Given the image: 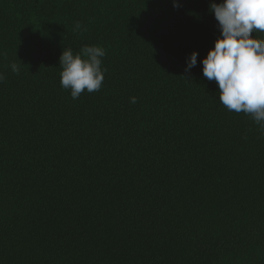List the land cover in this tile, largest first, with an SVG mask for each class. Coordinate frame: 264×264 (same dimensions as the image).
<instances>
[{"label": "trees", "instance_id": "obj_1", "mask_svg": "<svg viewBox=\"0 0 264 264\" xmlns=\"http://www.w3.org/2000/svg\"><path fill=\"white\" fill-rule=\"evenodd\" d=\"M176 2L0 0V264H264V134L202 73L221 0Z\"/></svg>", "mask_w": 264, "mask_h": 264}, {"label": "clouds", "instance_id": "obj_2", "mask_svg": "<svg viewBox=\"0 0 264 264\" xmlns=\"http://www.w3.org/2000/svg\"><path fill=\"white\" fill-rule=\"evenodd\" d=\"M180 6L173 0L174 8ZM209 12L218 22L220 36L201 61L203 77L217 84L222 106L249 116L264 134V38L256 35L264 36V0H221L210 3ZM81 29L77 22L73 31ZM105 56L106 50L98 45H85L75 54L71 48L63 50L59 57L60 85L70 91L73 100L85 91L101 90L107 71L102 67ZM197 57L194 51L187 58L186 72L197 65ZM10 67L20 74V64ZM4 80L0 73V83ZM136 102V97H130V103Z\"/></svg>", "mask_w": 264, "mask_h": 264}]
</instances>
